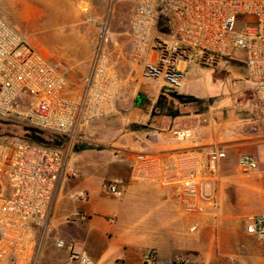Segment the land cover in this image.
Returning <instances> with one entry per match:
<instances>
[{"label":"crops","instance_id":"obj_1","mask_svg":"<svg viewBox=\"0 0 264 264\" xmlns=\"http://www.w3.org/2000/svg\"><path fill=\"white\" fill-rule=\"evenodd\" d=\"M190 62L182 61L178 68ZM119 74L125 88L115 114L84 126L89 133H106V148L83 150L71 158L77 176L59 184L48 229H33L15 263L75 264L69 250L57 246L64 240L93 264H146L150 251L164 263L182 256L187 264H264V239L246 231L247 217L264 214V116L251 103L249 87L242 99L226 107L199 101L178 103L170 112L158 104L166 95L161 83L141 79L137 93L129 97L128 79ZM233 74L245 82L246 70L234 68ZM139 93L152 97L151 103L137 105ZM178 94L195 98L184 85ZM181 133L189 137L182 139ZM213 148L226 153L215 187L219 207L191 213L182 179ZM243 154L260 158V169L252 175L238 167ZM119 178L127 183L122 200L104 189ZM80 194L86 199L76 200ZM0 248V264H12L11 256L4 260L9 250Z\"/></svg>","mask_w":264,"mask_h":264},{"label":"built area","instance_id":"obj_2","mask_svg":"<svg viewBox=\"0 0 264 264\" xmlns=\"http://www.w3.org/2000/svg\"><path fill=\"white\" fill-rule=\"evenodd\" d=\"M132 4L128 40L130 58L147 81H163L180 90L186 73L178 68L185 60L229 71L243 63L245 83L252 91L251 103L264 116V0H118ZM125 85L110 48V32L104 26L86 81L77 85L57 68L44 52L0 16V119L14 117L35 130L55 133L74 141L79 130L115 114ZM189 137L186 133L179 135ZM203 163L189 169L182 179L187 210L201 212L219 207L215 187L221 182V163L226 153L207 152ZM244 175L260 169V158L239 157ZM71 152L28 141H0V232L15 263L35 227L46 232L53 216L59 184L76 177ZM127 183L119 178L104 185L105 192L122 200ZM76 200H85L84 194ZM249 235L264 239V214L246 218ZM75 264H93L90 256L64 240ZM1 249V248H0ZM146 264H187L178 256L169 263L154 251ZM35 260L33 264H36ZM121 264V263H116Z\"/></svg>","mask_w":264,"mask_h":264},{"label":"rangeland","instance_id":"obj_3","mask_svg":"<svg viewBox=\"0 0 264 264\" xmlns=\"http://www.w3.org/2000/svg\"><path fill=\"white\" fill-rule=\"evenodd\" d=\"M132 9L129 2L118 0H0V16L25 36L34 48L49 56L50 61L78 86L86 81L91 72L98 41L106 26L110 32V48L117 69L128 79L129 97L137 93V84L142 79L138 75L139 68L132 64L130 58L128 29ZM234 68L239 73L245 70L240 62L234 63L229 71L222 72L195 61L188 63L182 68L187 71L184 91L193 94L197 100L193 98L185 103L200 101L214 108L226 107L233 100L242 99L247 86L243 79L232 77L236 74H233ZM155 83L152 85H157ZM158 83L162 84V91L166 94L159 101L162 99V103L166 104L164 110L172 112L181 103L174 96L179 95V90L169 89L163 81ZM144 97L150 104L153 98ZM24 129L39 132L14 117L0 119V141H27L23 138ZM40 132L51 138V145L43 146L59 150L69 147L71 158L83 150L105 149L109 141L106 133H89L87 126L79 130L74 141L55 133ZM78 192L79 189H76L71 199Z\"/></svg>","mask_w":264,"mask_h":264},{"label":"trees","instance_id":"obj_4","mask_svg":"<svg viewBox=\"0 0 264 264\" xmlns=\"http://www.w3.org/2000/svg\"><path fill=\"white\" fill-rule=\"evenodd\" d=\"M174 96H176V99L181 103H185L189 100H193V98L187 97V96H181V95H174ZM136 103L137 105L148 104L144 95L142 94L138 95L136 99ZM158 104L162 109H165L166 104L162 103V99L159 101ZM24 133H25V136H23V138H25V140H27L28 142L37 143L39 145H51L49 143V139L51 138H49V135H45V133L43 132H40V131L38 132V131L30 130V129H24ZM51 141H54V140H51ZM85 149H88V147Z\"/></svg>","mask_w":264,"mask_h":264}]
</instances>
